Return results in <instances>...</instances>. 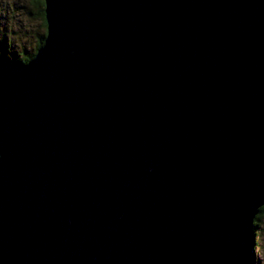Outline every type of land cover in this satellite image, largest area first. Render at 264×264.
Returning <instances> with one entry per match:
<instances>
[{
  "label": "water",
  "instance_id": "95a60500",
  "mask_svg": "<svg viewBox=\"0 0 264 264\" xmlns=\"http://www.w3.org/2000/svg\"><path fill=\"white\" fill-rule=\"evenodd\" d=\"M0 56V264H252L264 0H43Z\"/></svg>",
  "mask_w": 264,
  "mask_h": 264
},
{
  "label": "rangeland",
  "instance_id": "374dc122",
  "mask_svg": "<svg viewBox=\"0 0 264 264\" xmlns=\"http://www.w3.org/2000/svg\"><path fill=\"white\" fill-rule=\"evenodd\" d=\"M36 13L32 0H0V56L6 55L8 61L14 62L33 52L38 36L44 32ZM257 230L258 245L253 238L251 262L264 264V218Z\"/></svg>",
  "mask_w": 264,
  "mask_h": 264
},
{
  "label": "trees",
  "instance_id": "16d2710c",
  "mask_svg": "<svg viewBox=\"0 0 264 264\" xmlns=\"http://www.w3.org/2000/svg\"><path fill=\"white\" fill-rule=\"evenodd\" d=\"M33 5L37 8V15L40 16L41 21H42V26L44 27V32L42 34H40L37 38V45L34 48L33 52L28 54V55H23L20 58L17 59L18 62H23L26 63L28 62L30 59L33 58V56L35 55L36 51L43 45V39L45 37V28H46V24H45V19H44V1L43 0H32ZM14 11V10H13ZM6 60L8 59V56L6 55H2ZM264 218V207L261 208L256 216V220H254L253 224H252V239L256 237L257 243L255 244L258 245V234L259 231L257 230L261 224L262 219Z\"/></svg>",
  "mask_w": 264,
  "mask_h": 264
},
{
  "label": "bare ground",
  "instance_id": "6f19581e",
  "mask_svg": "<svg viewBox=\"0 0 264 264\" xmlns=\"http://www.w3.org/2000/svg\"><path fill=\"white\" fill-rule=\"evenodd\" d=\"M254 222V221H253Z\"/></svg>",
  "mask_w": 264,
  "mask_h": 264
}]
</instances>
